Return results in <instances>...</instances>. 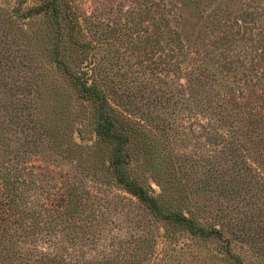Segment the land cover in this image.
Here are the masks:
<instances>
[{"label":"trees","instance_id":"trees-1","mask_svg":"<svg viewBox=\"0 0 264 264\" xmlns=\"http://www.w3.org/2000/svg\"><path fill=\"white\" fill-rule=\"evenodd\" d=\"M118 10L125 31L121 36L136 65L143 67L133 82L143 83L145 95L126 88L119 97L107 92L94 74L97 47L86 39L88 31L68 0H45L18 18H41L45 24L37 39L53 70L88 103L96 139L109 151V168L122 192L157 223L257 249L254 239L246 238L244 221L233 215L264 217V0H131L124 13ZM73 52L86 71L71 67ZM112 100H121L123 111ZM129 108L136 110L131 111L135 121L155 125L166 142L170 135L194 138V196L215 200L208 204L211 209L206 205L204 222L195 212L188 216L171 208L165 202L169 196H155L133 176L135 145L142 144L140 149L153 160V154L165 157V143L151 141L125 118ZM41 127L37 133L34 122L27 130L41 136ZM28 138L27 145L36 144ZM8 146L0 133V264H151L148 248L154 241L146 237L136 238L124 256L121 246L117 252L108 247L95 253L102 213L90 203L93 194L67 183L40 186L22 164L29 151ZM219 200L233 212L214 207ZM243 202L255 209L241 210Z\"/></svg>","mask_w":264,"mask_h":264},{"label":"rangeland","instance_id":"rangeland-1","mask_svg":"<svg viewBox=\"0 0 264 264\" xmlns=\"http://www.w3.org/2000/svg\"><path fill=\"white\" fill-rule=\"evenodd\" d=\"M43 1L0 0V133L11 151L16 147H20L22 153L29 151L22 156V164L30 167L34 181L40 186L73 184L93 194L90 203L102 213L95 253L108 247L117 252L121 246L120 252L124 256L127 248L134 246L136 238L146 237L154 241L148 248L153 253L151 264H264V217L257 214L246 217L239 213L233 215L244 221L243 228L249 236L246 238L250 241L253 238L257 248L252 249L249 244H229L225 238L193 236L187 231L157 223L116 186L109 168V151L96 139L88 103L78 99L68 80L53 70L43 48L44 43L37 39V33L45 29V24L41 18H18L25 10L39 6ZM68 2L88 31L86 39L92 40L97 47L98 53L92 58L96 63L94 74H99L97 78L101 79L107 92L114 91L119 97L126 88L145 95L147 90L143 83L133 82L135 71L143 67L136 65L129 43L121 36L125 31L118 9L124 13L131 0ZM79 59L76 52L71 53V67L76 70L81 67L86 71V64L81 65ZM112 101L121 111L123 102ZM138 105L144 112L143 104ZM129 110L123 114L125 118L140 126L151 141L156 139L165 143V157L160 159L153 154V160L145 154V149H140L142 144L135 145L131 164L133 176L146 182L155 196L161 197L162 193L165 194L163 198L169 196L165 202L171 204V208L188 216L195 212L204 222L210 208L208 204L215 200H207L203 195L194 196V179L197 176L194 175V138L188 140L186 136L170 135L169 142H166L167 137L166 140L161 139L155 125L139 119L135 121L131 114L133 108ZM34 122L37 133L40 132L38 127L42 126L41 136L28 132ZM189 122L184 121V127H188ZM179 130L187 133L185 129ZM26 136L30 140L35 139L36 144L27 145ZM201 164L196 166L198 174L202 170ZM182 186L183 190L180 189ZM187 189L192 190L188 195ZM219 201L220 204L214 203V207L233 212V208H228L230 204ZM240 208L243 211L255 209L244 202Z\"/></svg>","mask_w":264,"mask_h":264}]
</instances>
